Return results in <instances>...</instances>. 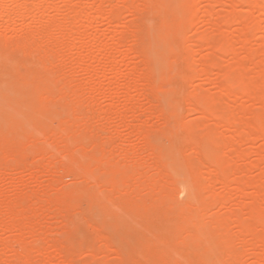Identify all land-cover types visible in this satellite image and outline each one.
I'll return each mask as SVG.
<instances>
[{"label":"bare ground","instance_id":"6f19581e","mask_svg":"<svg viewBox=\"0 0 264 264\" xmlns=\"http://www.w3.org/2000/svg\"><path fill=\"white\" fill-rule=\"evenodd\" d=\"M57 1L61 2L59 0H57ZM70 1H71L70 4L72 7L71 8L72 13H73L72 15L69 14L70 17H72V19L69 20L71 22L65 20L68 16L66 17V14H63L60 12V10L62 8L60 9V5L58 4V2L56 4L55 0H0V38L2 39L0 43H2V45H4L5 47L11 49L10 52H12V50H15V49H18V51H19V49H20L25 53L24 55L34 54V56H36L35 55V53H36L38 55L39 60H38V58H36V59L38 61H40V63H42L45 66L44 73L39 74L40 69L38 71L39 73H37V71L34 69L33 70L35 71V73H31V74L27 73L28 76L25 80L24 85L22 86V84H21L22 87H16L15 84H10L9 86H7L6 83L4 82V80L0 79V106H2V108H6V109L9 108V110H10V107L13 106V102L11 100V94L14 93V94H16V96L17 95H24V96L31 95L32 91H33V87L36 83L38 84L39 81H42V80L45 81L48 79V78L47 79L45 78L46 75H48L47 74L48 71H50V70L52 71V69L55 70L54 68H57L56 69V72H57L58 68H60V70H61L62 67L64 66L61 62L65 61V60H67V62H70L71 60L73 61L74 58H72L71 60H68L69 58L62 60V58H66L68 56H70V58L72 57L70 50H71V48L76 46L75 40H76V42L79 41L80 43H82L83 49L84 48L88 49L89 47L93 48V45H97L99 50L102 48L104 51L109 50L110 53L115 52V51L121 53V48H123V47L125 48L124 43L126 41H128V39H131V41H134L133 39H135V41L133 43L137 42V40H136L137 36L141 31H143L142 29L144 27L140 31L139 28L141 26L138 27L139 24L138 23H137L138 25L135 24L139 20L138 19L134 20V19L140 18L141 16L143 17V15L145 14L143 12H146L147 9L150 7L155 8L156 11H158L160 13V15L162 14V16H163V25H162L161 29L158 30V34L161 35L162 39L165 42H167L171 38H173L179 30L184 28L187 24H189V22H191L195 18V16L198 15L197 14L198 10H197V8H195V1L196 0H180L179 11L177 13H171L169 11L168 7L165 5V3H163L162 1H159V0H127L128 4L127 5L125 4L124 8L120 7L121 6L120 0H102V1L101 0H93V3L91 5H85L82 2V0H70ZM106 2L111 3V10L108 13H106V10H105L106 9L105 6H107V4L105 5ZM207 2H208V5H207V7H205V10L202 14H203V18H205L206 21L210 25L213 26V29L211 32L209 31V33H205L202 36H200L199 43H197L196 40L194 41V43L196 42L195 44H198V46H199V47L197 46L198 50L197 49L195 50L197 52V55H198V51H199V54L202 51L201 52L202 55H200L202 57L199 61L197 60L198 61L197 64L192 63V61L195 60V58H194L195 56L193 54L194 51H193L192 47L190 45H185L186 43L183 44V46H186V47L183 49L182 53L180 54V57L184 62H186L188 64V68H189V71L187 74L184 71V73H185L184 78H183L184 84L186 83V84H189V86L190 85L192 86L194 80L196 78H199V77H201L204 81H208V80H210V76L213 73L212 69L213 68L219 69L220 73L218 72L219 74H217L218 78L216 79V84H217L219 90L221 91L220 94L222 97H225L227 99H232L231 97H233V95L234 96L237 95V93L234 94L232 89L234 87H238L239 89H241V94L247 100H249L251 102L253 101L256 104L260 105L259 112H257L256 114H253L250 121H246L245 118L240 117V116H238L239 118H237V119H235L233 117L231 118V117H228L225 115L228 112H221V111H230L229 109L223 110L222 108H219L220 105L224 102V100L221 97H209L207 94L203 93V91L201 92V90H195L194 92L193 91L191 92V90L189 89L190 91L188 90V96L183 97V99L184 98L186 99V102H187L186 104H187V106L188 105L190 106V108H191L190 110L196 111V112L198 111V113L201 112V113H203V115L205 114L210 119L211 118L212 119H214V118L219 119L220 122L218 124H214L213 127L208 126L209 128L207 127L206 131L203 134L201 132L202 135H199L201 137H198L197 134H200V133H198L196 131V129L193 130L192 126H191V128L189 127L190 130H192V131H190L191 136H193L192 134L195 132H196V134H194L195 137L193 136L191 139V147L187 146V147L191 148L190 150H192V151H189V150L187 151V150H185V148H183L185 150L183 154H186L185 152L189 153V154L185 155V156L188 155L190 157V158L187 157L186 160H182L177 154L172 152V150L175 149V148L174 149L172 148V146H171L172 144L167 145V144H161L160 143L159 145L155 146L154 142L152 140V137H151L153 135H151L149 132H147L149 130H147L145 128V126H143V125L136 126L137 124L134 122H133L134 123L133 125H130L127 123L128 120L125 121L126 119H124L125 123H127L126 125H123L124 121H122V120L120 123H122L124 128L126 127V129L128 128V129L132 130L136 135L139 136L138 138H141V139H139L142 141L141 142L142 143L141 149H143V151H145L144 149H147L149 147L154 148L153 150L151 149V152H148L149 154L146 153L147 155H143L144 153L142 151H140L141 149L138 148L139 146L136 147V145H134V144H133L134 146L130 145V144H128V141L125 139H122V140L120 139L121 143L119 142V140L117 141L115 139L116 142L119 143L118 145H115L116 146L115 147L114 143H112V141L115 142L114 140H112L113 135H115L114 133H113V135H110L111 140H112V141L110 140V142H109V139L107 140L108 136H106V135H108V134L102 135L103 136L102 140L104 142L101 140V143L98 141L101 139L100 135H99V137H98V135L97 136L93 135V137L95 136L96 138L95 137L94 138L97 140H95L93 137H90L89 136L91 134L90 132H92L94 130L93 129L94 126H93V128L90 127L92 124H88L87 123L88 121L87 122L85 121L86 118L83 121V119H84L83 117L86 116L88 118L89 117L88 114H90V113L91 114L93 113V116H95L94 112L96 114V113H98V111L100 113H101V111L102 112L103 111H110L112 116H109V118H112V117L115 118V120L111 119L114 121V122H111V124L115 123V121H117V119H120V118L123 119L122 117H124V116H122L121 113H123L124 110L125 111L127 110L126 112H127V114H129L128 109L130 107H133V105L136 104L135 102H137L136 99L139 98L138 94H137L136 99H134L135 97H133L131 95L132 91H133V93L134 92L138 93L135 90L137 88V84H139V85L142 84L143 85L142 87H144L145 85H148V86L153 85L151 87V90L149 89L151 92V93L148 92V93H150L149 96L151 95L154 98H156L157 96H160V93L162 92V89H164V88L162 85H160L162 87V89H161V87H158L157 85L154 84L155 72H154V70H152L150 68V62L151 61H159V54H158L157 50H152L144 56V59H143L144 61L141 59L145 64V67L143 69L131 67V65H133V63L130 64L131 62L126 63V65L128 67H130L131 75L126 78V81H125L126 84L124 87L125 92L124 91H123L124 93L122 92L123 95H125V100L129 104V105H127V103L124 102V99L121 98V99H123V102L127 105V106L126 105L124 106V107H126L124 109L122 107L123 111H121V109L119 111V107L117 108V106H116L118 104H116L114 102L113 103L116 105H114V104L112 105V103H111L110 105L107 106L108 109L104 108L103 106L102 107L104 109H101L102 107L98 108V107H100V105L97 104V102H96V105L98 107H95V103H93L94 101H92V99L90 100V98L94 97V94L97 92V91H95V90H97V89H95L96 85L94 86L95 83H92V80L91 81L89 80L88 82L85 81V85L81 81V83H83L84 86L81 83H80L81 85H77V87L79 89H80V87L82 88V93H80V91H78L79 92L78 93L76 91L77 89L75 90L74 87H73V90L67 89L61 93V91L64 88L63 87L61 91L59 90L57 93L54 92L55 96H56V94H59V92L61 93L59 95L60 97L56 96L57 99L60 98V99H58L60 104L57 102L56 97L52 95L53 97H55V98H52L53 102L56 100L57 103L56 102L55 103L58 104V106H57L55 103L52 102L53 104H55L54 106H56V108H54L52 111H61L63 108H64V110L65 109L67 110L69 105L70 104L72 105V101L75 102V100H81V99L88 100L89 99L88 101H92V102H90L91 106L89 105V102L87 104V103H85L84 100H81V102H82L81 104L75 103L77 105L74 106L75 109L77 110V108L79 109V106H81L83 104V101H84L85 104H87L91 107L88 109L86 108V110H88L90 112L88 113L87 111H85L87 113L82 114L83 117L82 116L78 117V115H79V113L81 114V111L83 109L85 110V107H82V109H79L78 110L79 112L77 111L78 112V114L76 113L77 118L78 119L83 118L81 120V121H83V123L80 124V122H79L80 120H77V119L76 120L79 122L80 125L75 124V122H76L75 120H74L75 122H72V123H74L73 125H71V124L68 125V122H67L68 120H65V119H64V123L60 124V125L57 123H52V125H50V128L52 129V131H50V133L51 132H53V133L49 134V135H51L50 137L48 135L46 137L45 136L46 134L44 133L45 130L48 129V126H46V125H44V126L32 125V126H29L32 130L30 136L22 143H18L19 136L17 133H19L24 128V125H22V124H8L3 128V131H4L3 134L0 133V154L3 155L4 157H6L5 161H7V160H10V158L14 159L15 157H12V155L14 153H17L20 162L25 160L30 154H32V155L39 154L40 158H38V159L35 158V157H39L37 155V156L33 157V159L38 160V161H40V159L44 160V162H43V160L40 161L43 164L45 163L44 168L42 167L43 165H41V168L44 169V170L42 169L40 171L41 174L46 172L45 166H48V167L50 166L53 168L54 166L56 167L58 165V167H60L59 171L56 170L57 169V167H56V168H53V172H55V173H53L51 168L49 167V169H50L49 172H52L53 174H56V172L57 173L59 172V176H61L62 173H65L68 170L78 169L79 173H81V176L79 175V177H81V179L83 178V180H84V181H82L84 183V186H82L81 183H78L77 186H79V184H80L79 188L74 187L72 189L76 188V191H79L78 193H81V192L87 193L86 196H88V192L90 191V189H92L91 190L92 193H97L95 199L97 200V197H100L99 200L102 202V205L104 204L105 206L108 204L110 205V203L116 202L113 209H111L112 204L110 205V208H108L106 206L107 207V209H106V207H105V209L107 210L106 214L109 213L108 210H110V212L111 211L114 212L116 215L122 214V212H124L126 207H127V208H130L131 210L138 212L140 215L148 217V218H153V217L157 218V216L159 215V217H158L159 220L163 221L164 219H161L160 214L161 215L167 214L170 216V213H173V212L174 213H180L182 215V220L179 221V223L177 224V226H175L174 229L169 231L168 237L167 236L164 237V235H163V238L160 239V237H162V236L159 235L160 236V237H158L159 240L157 237L154 238V240L156 239L155 244L157 243L156 245L161 247L162 253H168V254L171 253L174 255V256H172V258L174 257L173 259L175 260V261L173 260L174 263L177 262L176 261L177 259H182L183 262H185L186 264H199L202 261H204V262L207 261V262H205L207 264L209 262H210L209 264H246L247 263L246 262L247 255H252L251 257H253L254 259L257 258V256H259L257 258L258 260L256 259V261H258L261 264H264V178H263V176L259 178V175H258V177L252 175V173L254 171L258 170L259 168H262L260 166L258 167L257 163H259V162L262 163L264 158L260 157L262 160L259 159V162H257L256 164H253L252 166H249V167L248 166L237 167L233 163L234 159H236V158L243 159L246 156H248V154H249V153H246L247 151L245 152L243 150H241V151L238 150L239 148L237 146H238L239 142H242V143L244 142V144L250 143V144L254 145L255 142H258L260 140V138H262L264 136V130H262L264 128L260 127L261 129H259L257 127L260 125L264 126V40L262 41V43H260L259 48L256 50H254L255 48L254 49L250 48L251 46L249 44L251 42V39H253V37L251 38L250 35L253 33V31H255V29L256 30L258 29L257 31L260 30L261 34H263V37H264V27H261V25H258V21L256 20V19H258V17L255 19V16L252 15L253 14L252 12H250V15L238 16V14L237 15L234 14L235 13L234 8H235V6L239 5L242 8H246V7L247 8L249 7L248 9L251 8L250 11H252L253 9L254 10L256 9L255 11H257V12L254 11V14L256 13V14H259L261 17H263L264 16V0H228L227 3L222 2V0H208ZM220 2H221V4L224 3L227 6L228 10L226 11V15L224 16V18L223 19L221 18L222 20L220 19V20L215 21L214 19L217 17H216V14L214 12L213 7L216 6L217 4H220ZM65 5H68V4L64 3V6ZM122 5H124V3ZM175 5L177 6L176 3H175ZM66 8L69 10V7L66 6ZM50 11L54 12L55 13L54 15H57V16L60 15V14H56L59 12L62 15H65L66 18H64L63 16L62 17L64 18V20L67 23L69 22L71 24L68 23L69 24L68 26L65 25L64 21H62L63 18H61V16L60 17L51 16ZM125 11L129 12V15L131 17L134 16L135 18L132 19L131 26L129 25L130 23L128 24V26H125L127 24L124 25L125 30H124V32H121V35L119 37L118 32H120V31L118 30V27L121 28V26H123V24L119 23L121 25V26H119V24L117 23V20L119 17L124 16L122 14ZM231 12H233V13H231ZM230 14H234L235 19L232 18V15H230ZM247 14H249V13H247ZM261 17H259V20ZM100 20L108 21L107 24H108L109 30H107V31H109L111 36H112L110 38V43L104 44L103 39H102L103 36H95L94 34L91 35L89 33H88L89 35H87V32H85L86 34L83 32V31H85V29L89 28L90 26H92L95 23H98ZM150 20L152 21L153 19H150ZM150 20L148 21V23H150L152 25L153 22H150ZM154 21H155V19H154ZM232 21L235 22V24L237 23V25H240V27L237 30L234 37L236 38V41L238 40L239 44L242 46V51H244V53H245V56L243 58H241L240 56L237 57V55H239V53L235 51V48L233 46V43H236V42H235V40L232 41L233 38L229 39V36H226L227 33H225L226 31L224 30V28H227V25L229 26L230 23L233 24ZM259 22H261V21H259ZM190 26L191 25H189V27ZM220 28H222V29L220 30ZM228 30L229 29L227 28V31ZM74 34L78 35V37H76V39H74V37L76 36ZM216 34H217V36H218V34H220V36H219L220 41L219 42L217 41L218 38H217V40L216 39L214 40V38H215L214 35H216ZM222 34H224V35H222ZM221 36H222V38H221ZM138 37H140V35ZM42 39H46V41L43 42L42 44H39L38 41H40ZM183 39H184L183 41H186L185 35H184ZM187 40H188V38H187ZM189 41L190 40H188L187 43ZM129 42H130V40H129ZM138 42H139V40H138ZM190 42H192V41H190ZM130 44L132 45V42H130ZM131 45L129 46L130 47L128 50L129 52H132L134 50V47ZM67 47H69V48H67ZM195 47H196V45H195ZM91 48H90V51L92 50ZM205 48L208 50H209V48H212V52L214 49V51L220 50L222 53H224L226 55L230 54V56H232L233 59H235V63L232 62L233 61L232 60L231 61L232 63H230V64H232L231 67H229L230 66L229 65L228 66L229 68L225 67V68H227L226 70L221 69L224 67V66H222V63H223L222 59L218 58L217 57L218 55L216 56V53L215 54L214 53L208 54V52H207L206 55H203V49H205ZM64 49H66V50L70 49V50H69V52L65 53L64 51H66V50H64ZM125 50H127V49H125ZM136 51H138V50H136ZM205 52H206V50H205ZM125 53H127V54L124 55V52H123V55L126 58H127V55L130 57L132 56V55H129L130 53L128 54V52H125ZM1 54H2V51H1L0 55ZM3 54H5V53H3ZM66 54H68V56ZM6 55H9V54H5V56ZM24 55H22L20 53V56H21L20 59H22V57ZM125 57H124V62H125V60L130 58V57H128L126 59ZM132 57H133V59H131V58L130 59L133 62L135 60H134V56H132ZM136 57H138V56L136 55ZM256 57L259 59V62L256 61V59H257ZM13 58L16 59L15 57H13ZM25 58H27V57L25 56ZM59 58H61L60 60H62V61H60V63H61L60 67H57ZM108 58H110V56H108ZM108 58L105 62L98 61V64L95 65L96 67H92V65H93L92 63L94 62L92 60H95V58L91 57L90 55H83V56L80 55V58L77 60V64H78L77 66H79L80 71H82L85 74H89L91 76V79H93L94 76H98L103 71V69L106 68V66H109L110 76H106L108 85L106 88H103L101 90H100V88H98V92H100V94L105 96V97H108L109 95L112 97V94H114L112 86L117 85L119 82V80L116 77H114L113 74L120 69V65L118 64L117 61H115V59L110 60ZM177 58H179V57L177 56ZM34 59H35V57H34ZM25 60H27V59H25ZM131 60H129V61H131ZM9 61H10V63L13 62L11 60H8L5 57L4 58L1 57L0 58V67L3 64H8ZM35 61L36 60H34V63H35ZM38 61H36V62H38ZM13 63L16 66V62H13ZM24 63L29 64L30 62L28 60V62H23V64ZM40 63L39 62L37 63V65H39L38 67H40ZM144 64H142V66ZM177 64H175L174 66L175 67L178 66ZM61 65H63V66L61 67ZM65 65H67V64H65ZM69 65L71 68L72 65L71 64H69ZM223 65H225V64L223 63ZM251 65L256 66L255 67L256 69L255 70L252 69ZM8 66H10V65H8ZM73 66H75L74 63H73ZM35 67H37V66H35ZM79 68H78V70H79ZM176 68H178V67H176ZM165 69H166L165 66L161 69V71L164 72L163 76H162L163 80H166V78H167L166 73L164 71ZM217 69H215L213 71L214 72L218 71ZM33 70H32V72H34ZM45 71H47V72H45ZM66 71H65V73H66ZM59 73H57V74L59 75ZM182 73H183V71H182ZM73 74H72V76H73ZM8 75L9 74H7L6 77H8ZM20 75H21V73H20ZM63 76H64V74H62L59 78L61 79V77H63ZM69 76H71V75H69ZM74 77H75V75H74ZM59 78H57L56 80H58ZM67 79H69V78H67ZM183 79H182V81H183ZM59 81L62 82L61 80H59ZM76 82H77V80H76ZM72 83H73V81H72ZM73 84H75V83H73ZM170 86L168 85L167 87H170ZM182 86H183V84H182ZM70 88H71V86H70ZM144 88H146V86ZM142 90H146V89H142ZM147 90H148V88H147ZM6 91H7V93H6ZM239 92H240V90H239ZM97 94L98 93H96V95ZM49 95H51V94L44 93L42 95V97L40 98L41 101L39 103H36V104L32 101L25 102L24 105L21 104L18 111H42L44 109L45 102L46 101H48V102L52 101V99H49L50 98ZM123 95H122V97H123ZM181 95H182V92H181ZM135 96H136V94H135ZM139 96H141V95H139ZM114 97H116V96H114ZM236 97H235V99H237ZM118 98H116V99H118ZM93 99L95 100V97ZM113 99H112V101H113ZM48 102H46V103H48ZM76 102H78V101H76ZM79 103H80V101H79ZM138 103H140L139 100H138ZM66 104H68V106H65ZM52 105H51V108H52ZM92 105H94V106H92ZM82 106H84V105H82ZM137 106L135 108L138 109ZM187 106L185 108L188 109ZM65 107H67V108H65ZM86 107H88V106H86ZM114 107H116L115 108L116 111H114V109H113ZM135 108H134V110H135ZM149 108H151L150 104H149ZM71 109L72 108H70V110H69L70 112H72ZM137 109H136V111H138ZM148 109H147V111H150L152 108L150 110H148ZM165 109H167V108H165ZM230 109H231V107H230ZM74 110H73V112H74ZM134 110H132V111H134ZM181 110L182 109H180V111ZM139 111H140V109H139ZM160 111L162 112V110H160ZM160 111H158V113ZM112 112H116V114L120 118H118L117 115L115 113H112ZM103 113H105V112H103ZM103 113H101V114L103 115ZM108 114H109V112H108ZM63 115H64V113H63ZM96 115H99V114H96ZM123 115H125V117L128 116L125 113H123ZM166 115H167V118H169L168 114H166ZM54 116H55V119H57V116L56 115H54ZM99 117H103V116L100 115ZM208 118H206V119H208ZM43 119H45V118H43ZM90 119H91V117H90ZM128 119H130V118H128ZM96 120H98V119H96ZM166 120H165V122H166ZM61 121L63 122V119ZM119 121H117L116 124ZM167 121H169V120H167ZM4 122H3V124H5ZM49 122H52V121L50 120ZM84 122H86L88 125L85 124ZM109 122L110 121H108V123ZM70 123H71V121H70ZM180 123H181V121H180ZM258 123H260V124H258ZM83 124H85V126H83ZM95 124H96V122H95ZM27 125H28V123H27ZM86 125L89 127L90 130L88 129V127ZM106 125H105V127H106ZM144 125H145V123H144ZM160 125H163V124H160ZM101 126H103V125H101ZM108 126H111V128H112V125H108ZM117 126H115V127H117ZM121 126H119V127L122 128L123 126L122 127ZM221 126L226 127V129L229 131V133H231V138L229 140L221 139L220 136L218 135V128ZM25 127H27V126H25ZM119 127H117V130L119 129ZM99 128L100 127H98V130H96L97 128L95 129L98 134H99V132L103 131V129L101 131V130H99ZM111 128L106 127V130H110L109 132H111ZM180 128L182 129L183 127H180ZM180 128H179V131L181 130ZM144 129H146V132ZM106 130L104 131L105 133H106ZM7 131H11L12 133H16L17 135H15L13 137H9L7 134L8 133ZM126 131H124V133ZM128 132H129V130H128ZM124 133H123L124 138L127 137L125 135H129V133L128 134L125 133V135H124ZM134 133H133V135H135ZM161 133H162V131H161ZM130 134H132V133L130 132ZM118 135L121 136V134L119 132H118ZM17 136H18V138H17ZM104 136H106V137H104ZM115 136H114V138H117ZM97 137L100 139H98ZM104 138H106V139H104ZM19 139H22V138H19ZM175 139H178V138H175ZM128 140H129V142L131 141L130 139H128ZM161 140H163V139H161ZM88 141H90L89 144L91 142L94 143L93 147L91 146L92 143H91V145L88 144L89 148L90 147H91V149L94 148L95 151L93 153H90L92 151L87 152L88 149H86L87 153L84 154L85 151L83 152V151H81L82 149L75 148V146L78 147V144H79V147H80V144L81 145L86 144V146H87L86 142H88ZM105 141H107V142H105ZM204 141L208 142L209 145H207L205 147V149L203 146V149L205 150V152L202 155L200 154L201 157L200 156L195 157L197 155L196 153H198V149L200 147H202V144ZM108 142L110 144L111 143L113 144V145L111 144L112 150L111 149L106 150L109 147H108V145H104V143L108 144ZM116 142H115V144H116ZM137 142H139V141H137ZM176 142L178 143V140H176ZM187 142H188V139H187ZM168 143L170 144V142H168ZM242 143H241V145H243ZM174 144L175 143H173V145ZM83 145H82V147H83ZM86 146L84 148L88 147V146L87 147ZM100 146H102V148H103L102 152L100 151V149H102ZM105 146H107V147L104 149ZM183 149H182V152H183ZM104 150H105V152H104ZM261 150L264 152V147H262L258 153H260ZM179 152H181L180 149H179ZM190 152L193 153V156L195 157V159H198L200 157L198 159L199 161L198 160L195 161L194 159H192L191 158L192 154H190ZM88 153H90V154H88ZM8 157H10V158H8ZM116 157H118V158H116ZM29 159H31L30 160L31 162L33 161L32 158H29ZM58 159H59V161H58ZM57 161L59 162V164L57 163ZM27 162H29V161H27ZM31 162L29 164H31ZM207 162H210L213 165V169H210L209 172L205 171V168H207V170H208ZM35 163L37 164V162H35ZM56 163H57V165H56ZM21 165H23V163ZM51 165H54V166H51ZM29 166L32 169L28 170V172L33 170V168H34L33 164H31ZM9 167H11V166H9ZM38 167H39V165L37 167H35L37 171L39 170ZM100 169H102L103 171L110 169L113 174H118V175H120V177L119 178L118 177H112L106 181H103V179H102L103 176H100V174H99ZM3 171H1V173ZM262 171H263V169L261 170V173H264ZM5 172H6V170H5ZM32 172H34V170L31 171L30 174ZM35 172H34V174H35ZM151 172H153V173L155 172V173L150 174ZM37 174H38V172H37ZM101 174H102V172H101ZM206 174H208V177H206ZM1 175L2 174H0V177H1ZM46 175L47 174H44L45 177H49ZM34 176L38 177L36 175H34ZM57 178H58V175H57V177L55 175L56 180H58ZM66 178L67 177H65L64 179H66ZM72 178L73 177H70L69 179H66L65 181L67 182L68 180H70ZM53 180H54V178H52V181ZM56 180H55V182H56ZM70 182H73V181L70 180ZM75 182L77 183L78 181H75ZM102 182H103V184H102ZM61 183H63V181ZM217 183H220L222 185V187L221 186L220 187L224 190H227L228 192L226 191L227 192L226 194H222V193H220V191L218 192V190L215 188ZM60 184H58L57 186H59ZM104 184L109 185L111 189L104 186ZM92 186L93 187L95 186L96 188L95 187L92 188ZM51 187H52V185H51ZM65 187H64V189H67V187L66 188ZM102 187L103 188L106 187L108 190L104 191ZM57 188H59V187H57ZM100 188L103 190L104 193H101ZM87 189H89V191ZM97 189H100V194H101L100 196H98L99 191ZM54 190H55V187H54ZM68 190H71V188H69ZM93 190H95V191L93 192ZM251 190H255V194L251 193L250 192ZM57 191H59V190H57ZM62 191H60V192H62ZM60 192H58V193L61 194ZM90 192H89V194H90ZM107 192H109V194ZM222 192H223V190H222ZM22 193H20L21 196H22ZM24 193H23V199H25ZM105 193H107V195H105ZM200 193L201 194L202 193H208L209 196L207 198L204 196L205 197L204 199H200L198 196ZM224 193H225V191H224ZM20 194L16 195L15 199L17 198V196L21 197ZM73 194H77V192L73 193ZM174 194H179V196L181 197V198H179L180 200L182 199L183 195L185 196V197L183 196L185 200L183 199L184 201H183V203H181V205L175 206V204L178 203L175 200L177 198L176 195H175V199H173V200H175L174 202H176V203L174 204L172 202V206H170L168 203H166L165 205L162 204V202L164 200L169 201ZM2 196L3 195L0 193V197H2ZM29 196H31V195H28V198L32 199V197H29ZM41 197H43V196H41ZM49 197L50 196H48V198ZM200 197H201V195H200ZM5 198L6 197L2 198L4 200H1V201H4V202H1L2 203L1 205H3V204L6 205V208L8 205V210L2 209L3 208V206H2V208H0L2 213L1 212L0 213L2 215L5 211H8V213H5V214H7L6 217H8L10 220H5V218H3L4 221H7V222H4L3 220H1L2 219L1 217H5V215L0 216V227L4 226L5 228H7V230L10 229L9 231H11V230L12 231H16V230L18 231V228L21 227V229H22V224H24V221L28 216L27 215V213H28L27 208L24 209V207H23L22 210H20V212H19V208H21L23 205L22 204L23 201L21 200V198L16 200V201H14L15 199H13V200L11 199L12 202H10V199L8 201L7 198H6L7 199V201H6ZM35 198H37V195ZM44 198L46 199L47 196ZM62 198H64V197H62ZM82 198L84 200V197H82ZM43 199H41L42 201L40 200V202H45V201H43ZM46 200H49V199H46ZM52 200H50V201H52ZM53 201H55V200H53ZM85 201H87V199ZM32 202H34V201H32ZM47 203H48V201H47ZM60 204L61 203H59V205L56 204V206H59V208H60ZM173 204H174V206H173ZM29 205H31V203H29ZM53 205H54V202H53ZM48 206L51 207L50 204ZM85 206H84V208H85ZM87 206H88V204H87ZM217 206H218V208H219V206H221L222 208H226L229 211V216H226V217L220 216V214L217 213L218 210L214 209ZM25 207H27V206H25ZM31 207H32V205H31ZM45 207L46 206L43 207V205H42V208L47 209ZM62 207H63V205H62ZM38 208H40L39 210H42L41 207H38ZM28 209H30V208H28ZM34 209H35V207H33V210ZM68 209H70V208H68ZM213 209L216 210V212H214ZM64 210H66V209L64 208ZM42 211H40V213ZM58 211H59V209H58ZM60 211H62L61 208H60ZM104 211L105 210L103 209V211H101V213H104ZM68 212L69 211H67V213ZM32 213L33 212H31V214ZM34 214L35 213L32 214L33 217H34ZM60 214H62V218H63V214H66V213H60ZM96 214H97V212H96ZM57 216H58V214H57ZM67 216H69V213ZM97 216H99V215H97ZM106 216H108V215H106ZM129 216H131V215H129ZM129 216H128V218H130ZM109 217L110 216H108V218L107 217L106 218L108 221H111V220H109L110 219ZM156 218H154V219L157 221ZM81 219H82V217H81ZM97 219L99 221V220H101V217L99 216V218H96V220ZM165 219H166V217H165ZM123 220H126V218ZM27 221L25 222L26 223L25 229H26V227H29L27 224ZM119 221H121V220H119ZM122 221H121V223H123ZM160 221H158V222H160ZM31 222H29V225L33 226L32 223H34L35 221L32 223ZM75 222H77V221L75 220ZM142 222H143V220H142ZM145 222H144V224H145ZM138 223L137 222L134 223V224H136V227H137ZM169 223H170V219H169ZM34 224H36V222ZM84 224H86V223H84ZM154 224H156V223H154ZM170 224H172V223H170ZM68 225H69V223H68ZM121 225L123 226V224H121ZM32 226H30V227H32ZM139 227H141V226H138V228ZM2 228H0L1 231H2ZM21 229L19 231H21ZM23 229H24V227H23ZM139 229L143 230V228H139ZM4 230H5V232H8V231H6V229H3L2 232H4ZM24 230H22V231H24ZM29 230H31V228ZM144 231H145V229H144ZM153 231L158 233V231L155 228ZM151 233H150V235H151ZM163 233H165V232H163ZM30 235H32V234H30ZM12 236L11 237L14 238V235H12ZM151 236H149V238ZM152 237H151V239H152ZM7 239H5V240H7ZM106 239H107V241H109V239L107 237H106ZM146 239L145 240L142 239L141 241H143L144 244H147L146 242H144V241H147ZM1 240L4 242V240L2 238L0 239V241ZM16 240L12 239V241H14V242H16ZM20 240L18 239V241H20ZM176 240L181 241V246H180V248L177 247V249L175 248L177 246L176 244H175L176 246L173 245L174 248L171 245V243H173ZM8 241L10 243V239H8ZM3 242H2V244H4ZM14 242H12V244ZM58 242H60V241H58ZM20 243L23 244L24 242L22 241ZM20 243H18V244L20 246H23ZM106 244H108V243H106ZM106 244H105V246H106ZM114 244H115V246L117 245L116 243H114ZM29 245H31V244H29ZM36 245H37V243H36ZM44 245L46 246L47 244L44 243ZM27 246H26V248H27ZM45 246H44V248H46ZM55 246H52V247L55 249ZM61 246H63V245H61ZM107 246H108L107 247L108 252L114 251V250L112 251V248H115L114 246L111 249H109V246H111L110 243ZM150 246H151V244H150ZM17 247H15V248H17ZM24 247H25V245H24ZM47 247L49 248L50 246L47 245ZM144 247H143L144 249H148V248H146L148 246H144ZM4 248H5L4 249L5 251L8 250L7 247H4ZM6 248H7V250H6ZM44 248H43V250H45ZM63 248H64V246H63ZM63 248H62V251L63 250H66V252L68 251L66 248L65 249H63ZM90 248H91V245L89 244L88 245L89 252L92 250ZM122 248L124 249L125 247L122 246ZM153 248H154V246H153ZM32 249H34V248H32ZM37 249L35 248V250H37ZM118 249H116V251H115L116 253L118 252L117 251ZM257 249L260 250V255H257L253 252L250 253V250L254 251ZM55 250L57 251V248ZM58 250H60V249H58ZM258 250L256 251V253H258ZM28 251H30V250L28 249ZM120 251H121V253L123 252L122 249H120ZM142 251H143V249H142ZM151 251L154 252L152 249H151ZM44 252H47V250L43 251V253ZM58 252L60 253V251H58ZM101 252H103L104 254L107 253L103 249L101 250ZM126 252H127V249H126ZM128 252H130V251H128ZM152 252L150 253V251H149L150 254L149 253H148V255L145 254L147 257L149 256L148 257L149 259L152 258L151 260H154L151 262L149 261V259L147 260L145 255L144 256H145L146 260L144 261L142 259L143 260L142 261L141 259H139L140 257L139 258L136 257L137 255L134 254V252H133L132 257L136 261L138 259L137 262H140L139 260H141V263L144 262V264L146 263V261H149L151 264H155V263H152V262L156 261V259H153V258H156L155 256L157 255V252L159 255H161L162 253H160V251L155 250V252L153 253L154 255H153ZM27 253H29V252H27ZM27 253H26V255L28 256ZM31 253L32 252H30V254ZM17 254L19 255L20 253L17 252ZM94 254H95V252H94ZM94 254L92 251L91 255L94 256ZM96 254L98 255V252ZM117 254H118L117 259L120 261V263H122V261H121L122 259L119 258L120 253H117ZM138 254H139V252H138ZM140 254H141V252H140ZM171 254L169 256H171ZM26 255L23 256L21 254L22 260H23V257L24 258L27 257ZM43 255H46V253H44ZM43 255L41 257H43ZM97 255H96V257L99 258ZM151 255H153V256H151ZM46 256H44V257H46ZM164 256L161 255V257H163V260L161 259L160 256H158V257H160V258H158L159 264H161V262L164 261V259H165ZM169 256H167V257L169 258ZM14 257H15V255H14ZM16 257H17V255H16ZM73 257H75V255ZM96 257L94 256L95 259H97ZM167 257H166V259H167ZM8 258H9V256H8ZM48 258L49 257H47L44 260H43V258H41V261L42 260L43 261H42V263H38V264H48V263L50 264L51 262H49V260H51V259H48ZM70 258L71 257H69V260H70ZM172 258H171V261H172ZM91 259H93V258H91ZM160 259H161V261H160ZM47 260H48V262H47ZM73 260H76V259L74 258ZM0 261H4V257ZM23 261L25 263V261H28V260H23ZM102 261L103 262L100 261L101 264L106 263V262H104V260H102ZM11 262H9V263L11 264ZM17 263L19 264L20 262L17 261ZM64 263L66 264L65 261H64ZM129 263L132 264V261L130 260ZM150 263H147V264H150ZM256 263L257 262H255L254 264H256ZM12 264H14V263H12ZM21 264H22V261H21ZM25 264H28V263H25ZM31 264H34V263L31 262ZM54 264H57V262H55ZM67 264H68V261H67ZM69 264H70V261H69ZM80 264H85V263L81 262ZM162 264H165V262L164 263L162 262ZM166 264H170V263H166Z\"/></svg>","mask_w":264,"mask_h":264},{"label":"rangeland","instance_id":"374dc122","mask_svg":"<svg viewBox=\"0 0 264 264\" xmlns=\"http://www.w3.org/2000/svg\"><path fill=\"white\" fill-rule=\"evenodd\" d=\"M57 0H55V3L57 4V2H56ZM59 1H61V2H58V4L60 5V12L61 13H63V14H66V17L68 18H66L65 17V15H62L60 12L59 13H56V14H60L59 16H57V15H54L55 13L54 12H52V11H50V15L51 16H57V17H60L61 16V18H66L65 20L66 21H69V20H71L72 19V17H70V15L69 14H73L72 13V7H71V4H70V0H59ZM102 1V0H101ZM125 1V2H124ZM127 0H120V4H121V6L120 7H125V4L127 5L128 4V1L126 2ZM159 1H162L163 3H165V5L168 7V9H169V11L171 12V13H177L178 11H179V4H180V0H159ZM206 1V2H205ZM208 0H196L195 1V8H197V16H195V18L191 21V22H189V24H187L184 28H182L181 30H179L178 32H177V34L173 37V38H171L169 41H167V42H165L163 39H162V37H161V35L160 34H158V30H160L161 29V27H162V25H163V16H162V14L160 15V13L158 12V11H156V9L155 8H148L147 9V11L146 12H143V13H145L144 15H143V17L141 16L140 18H135L134 16H130L129 15V12H123V14L122 15H124L123 17L121 16V17H119L118 18V20H117V23L119 24H123V26H121L120 24H119V26H121V28L120 27H118V30L120 31V32H118V36L120 37V35H121V32H124V30H125V27H124V25L125 24H127V25H125V26H128V24L131 26V24H132V19L133 18H135L134 20H136V19H138L137 21L138 22H136L135 24H139V26L138 27H140L139 29H140V31H141V29L143 30V31H141L139 34H138V36L140 35V37H138L137 36V42H135V43H133L134 41H135V39H133L134 41H131V39H128V41H126L125 43L127 44H125L124 43V46H125V48L123 47V48H121V53L120 52H117V51H115V52H111L110 53V51L109 50H103L102 48L99 50V48L97 47V45H93V48H91V47H89L88 49H83L82 48V43H80L79 41H77L76 42V40H75V43H76V46H74L73 48H71V50L70 49H68V50H66L67 48H69V47H67L66 49H64V50H66V51H64L65 53H67V52H69V50H70V52H71V58H70V56H68V54H66L68 57H66V58H62V60H64V59H68V60H71L72 58H74L73 59V61L71 62H67V60H65V61H63V62H61L63 65H61V67H62V69L60 70V68H58V70H57V72H56V69L57 68H54L55 70H53L52 69V71L50 70V71H48V75H46V79L47 80H42V81H39L38 82V84L36 83L35 85H34V87H33V91H32V94L31 95H26V96H24V95H17L16 96V94H11V100H12V102H13V106L12 107H10V110H9V108H2V106H0V133L1 134H3V128L6 126V125H8V124H22V125H24V130L22 129L19 133H17L18 134V136H19V138H22V139H19L18 138V136H17V138H18V143H22V142H24L29 136H30V134H31V132H32V130H31V128L29 127V126H32V125H38V126H44V125H46V126H48V129H46L45 130V136L47 137V135L50 137L51 135H49V134H51V133H53V132H51L50 133V131H52V129L50 128V125H52V123H57V124H63L64 123V119L65 120H68L67 122H68V125L69 124H71V125H73L74 123H72V122H75V124H79V122H80V124H82L83 123V121L85 120V118H86V122L88 123V124H92L90 127H92L93 128V126H94V132L92 131V132H90L91 134L89 135L90 137H93V135H95V136H97L98 135V137H99V135L101 136L100 138H98V139H100V140H98L100 143H101V140H102V135H106V134H108V135H106V136H108L107 137V140L109 139V142H110V140H111V136L110 135H113V133L116 135H113V139L112 140H114L115 142H116V140L118 141L119 140V142L122 140V139H125V140H127L128 141V144H130V145H136V147L137 146H139L138 148L139 149H141L142 148V141L141 140H139V139H141V138H138L139 136L138 135H136L132 130H130V129H126V127L124 128V126L123 125H126L127 123L128 124H130V125H133L134 123H136L137 125L136 126H138V125H143V126H145V128L147 129V130H149V131H147V132H149L151 135H153V136H151L152 137V140H153V142H154V145L155 146H157V145H159L160 143L161 144H167V145H171L172 146V148L174 149V150H172V152L173 153H175V154H177L182 160H186L187 159V157L188 158H190L188 155L187 156H185L186 154H189L188 152H185L186 154H183L184 153V151L185 150H189V151H192V150H190L191 148H189V147H191V139H192V137L194 136V134H196V132L195 133H193L192 135L193 136H191V132L190 131H192V130H190V128H191V126L193 127V130L194 129H196V131L198 132V133H200V134H197L198 135V137H201V136H199V135H202L205 131H206V129H207V127L208 126H211V127H213V125L214 124H218L219 122H220V120L219 119H216V118H214V119H210V118H208L205 114L203 115V113H198V111L196 112V111H191L190 109V106L188 105L187 106V102H186V99L184 100L183 99V97H187L188 96V90L190 89L191 90V92L193 91H195V90H201V92L203 91V93H205V94H207L209 97H221L223 100H224V102L220 105V107L219 108H222L223 110L225 109V110H230V111H221V112H228L227 114H225L226 116H228V117H233V118H235V119H237V118H239L238 116H240V117H243V118H245V120L246 121H250L251 120V118H252V116H253V114H256L257 112H259V110H260V105L259 104H256L255 102H251V101H249V100H247L242 94H241V89H239L238 87H234L233 89H232V91L234 92V94H236L237 93V95L239 96H234L233 95V97H231L232 99H227V98H225V97H222L221 96V94H220V90H219V88H218V86H217V84H216V79L218 78V75L217 74H219L220 72V70L219 69H217V68H213L212 69V74H211V76H210V80H208V81H204L201 77H199V78H196L195 80H194V82H193V84H192V86L190 85L189 86V84H184V75H185V73L187 74L188 73V71H189V68H188V64L186 63V62H184L182 59H181V57H180V54L182 53V51H183V49L186 47V46H183V44H185V45H190L191 47H192V49H193V54H194V58H195V60H193L192 61V63H194V64H197L198 63V61L201 59V57L202 56H200V55H202V51L200 52V54H199V51H198V55H197V52L195 51L196 49H197V46H198V44H195L196 42L197 43H199V38H200V36H202L203 34H205V33H209V31L211 32L212 31V29H213V26L212 25H210L207 21H206V19L205 18H203V12H204V10H205V7H207V5H208V2H207ZM227 1L228 0H222V2H224V3H227ZM82 2L85 4V5H91L92 3H93V0H82ZM177 4V6L175 5V3ZM64 3H67L68 5H65L64 6ZM124 3V5H122ZM221 4V2H220V4H217L216 6H214L213 8H214V12H215V14H216V17L218 18H215L214 20L215 21H217V20H220L221 18L223 19L224 18V16L226 15V11L228 10V8H227V6L225 5V4ZM107 4V6H105V10H106V13H108L110 10H111V3L110 2H106L105 3V5ZM58 5V6H59ZM225 5V6H224ZM66 6L67 7H69V10L66 8ZM242 7H240L239 5H237V6H235V8H234V14H238V16H244V15H250V12H252L253 14L252 15H254L255 16V19L258 17V19H256L257 21H258V25H261V27H264V16L263 17H261L259 14H254V11L256 10H252V11H250V9H248L247 7L246 8H242ZM249 11V12H248ZM52 12V13H51ZM255 12H257V11H255ZM231 13H233V12H231ZM247 13H249V14H247ZM234 14H230V15H232V18H234L235 19V16H234ZM126 15V16H125ZM220 17H218V16ZM63 16V17H62ZM108 16V15H107ZM259 17H261L260 18V20H259ZM64 18H63V20L62 21H64V24L65 25H69V24H71V23H69V22H71V21H69L68 23L64 20ZM143 18V19H142ZM158 18V19H157ZM231 18V17H230ZM231 18V19H232ZM60 19V18H59ZM150 19H153L152 21L150 20ZM154 19H155V21H154ZM221 19V20H222ZM141 20V21H140ZM150 20V22H153V24L151 25L150 23H148V21ZM233 20V19H232ZM259 21H261V22H259ZM107 22L108 21H106V20H100L98 23H95V24H93L92 26H90L89 28H87V29H85V31H83L84 33L85 32H87V35H89V34H94L95 36H103L102 37V39H103V43L104 44H106V43H110V38L112 37L111 36V34H110V32L109 31H107V30H109L108 28V24H107ZM155 22V23H154ZM194 22V23H193ZM232 23L233 24H231L230 23V25L228 26L227 25V28L229 29L228 31H227V28H224V30L226 31L225 33H227L226 34V36H229V39L230 38H233L232 39V41H234L235 40V42L236 43H233V46H234V48H235V51L236 52H238L239 53V55H237V57L238 56H240L241 58H243L244 56H245V53H244V51H242V46L239 44V42H238V40L236 41V38L234 37V35L236 34V32H237V30L239 29V27H240V25H237V23L235 24V22H233L232 21ZM134 24V23H133ZM137 24V25H138ZM189 25H191L190 27H189ZM232 25V26H231ZM124 27V28H123ZM152 28V29H151ZM188 28V29H187ZM222 28H220V30H221ZM87 30V31H86ZM147 30V31H146ZM258 30V29H257ZM256 29H255V31H253V33L250 35V37L252 38L253 37V39H251V42L249 43L250 44V48H255L254 50H256V49H258L259 48V45H260V43H262V41L264 40V37H263V34H261V32H260V30L259 31H257ZM146 32V33H145ZM257 32V33H256ZM260 32V33H259ZM89 33V34H88ZM96 33V34H95ZM184 33V34H183ZM86 34V33H85ZM143 34V35H142ZM256 34V35H255ZM74 35H76V34H74ZM73 35V36H74ZM184 35H185V40L186 41H183L184 39H183V37H184ZM222 35H224V34H222ZM219 36H220V34H218V36H217V34L216 35H214V40L216 39L217 40V38H218V42L220 41L219 40ZM76 37H78V35H76L75 37H74V39H76ZM73 38V37H72ZM187 38H188V40H190V41H192V42H188L187 43ZM221 38H222V36H221ZM220 38V39H221ZM1 38H0V42H1ZM129 40H130V42H132V45L130 44V42H129ZM138 40H139V42H138ZM196 40V42L194 43V41ZM42 41V42H41ZM46 41V39H42V40H40V41H38V43L39 44H42L43 42H45ZM183 41V42H182ZM131 46H133L134 47V50L132 51V52H129L128 50H129V46L130 45ZM143 45V46H142ZM195 45H196V47H195ZM128 46V47H127ZM4 45H2V43H0V53H1V51H2V54L0 55V58L1 57H5V58H7L8 60H11V61H13V62H16V66H15V64L13 63V62H11L10 63V61H9V63L8 64H3L1 67H0V79H3L4 80V82L6 83V85L7 86H9L10 84H15V86L16 87H22L23 85H24V83H25V80H26V78H27V76H28V74H31V73H35V71L34 70H36L37 71V73H39V74H41V73H44V68H45V66L42 64V63H40V61H38L39 60V58H38V55L35 53V55L37 56H34V54H26V55H24L25 53L22 51V50H20L19 49V51H18V49H15V50H12V52H10V50L11 49H9V48H7V47H5ZM195 47V48H194ZM199 47V46H198ZM90 48L92 49L91 51H90ZM125 49H127V50H125ZM136 50H138V51H136ZM152 50H157L158 51V54H159V61H151L150 62V68L152 69V70H154V72H155V81H154V84L155 85H157L158 87H161L160 85H162L163 86V88L164 89H162V87H161V89H162V92L160 93V96H157L156 98H154V97H152L151 95V97L149 96V94L151 93L150 92V90H151V87L153 86H148V85H145L146 86V88H144V87H142L143 85L142 84H137V88L135 89L136 90V92H138V93H133V91H132V96L133 97H135L134 99H136L137 98V94H138V97L139 98H137L138 100H139V102L140 103H138V100L136 99V101L137 102H135L134 104L137 106L138 104L141 106H137L138 107V109L137 108H135L136 106L135 105H133V107H130L129 109H128V112H129V114H127V110L125 111H123V109L124 108H126V107H124L126 104L124 103V102H126L127 103V101L125 100V95H123V93L125 92L124 90V87H125V84H126V78L127 77H129L130 75H131V70H130V67H128L127 65H126V63L127 62H131L130 64H132L133 63V65H131V67H136V68H144L145 67V64H144V56L148 53V52H150V51H152ZM198 50V49H197ZM205 50H206V52H205ZM208 49H203V55H206V53L208 52V54H212V53H216V56L218 57V58H221L222 59V62L225 64V65H223V63H222V66H224L223 68H221V69H227V68H229V67H231L232 66V64H230V63H232V62H234L235 63V59H233V57L232 56H230V54L228 55H226V54H224V53H222L220 50H215L214 51V49H213V52H212V48H209V50L207 51ZM9 51V52H8ZM15 51V52H14ZM23 53H22V52ZM109 51V52H108ZM124 52V55L125 54H127V53H125V52H128V54L129 55H132V56H134V60L135 61H133L132 62V60L131 59H133V57L131 56H128L127 55V58L128 57H130V58H126L124 55H123V52ZM139 52V53H138ZM210 52V53H209ZM3 53H5V54H9V55H6L5 56V54H3ZM20 53L22 54V55H24L23 57H22V59H20L21 58V56H20ZM237 53V54H238ZM15 57L16 59H14L13 57ZM70 55V54H69ZM80 55H90L91 57H94L95 58V60H92V61H94L92 64V67H96L95 65H97L98 64V61H102V62H105L106 60H107V58H108V56H110V58H108V59H110V60H114L115 59V61H117L118 62V64L120 65V69L118 70V71H116L114 74H113V76L114 77H116L118 80H119V82H118V84L117 85H114V86H112V89H113V92H114V94H112V97L114 98H112L109 94V98L108 97H105V96H103V95H101L100 94V92H98V88H100V90L101 89H103V88H106L107 87V77L106 76H110V68H109V66H106V68L105 69H103V71L98 75V76H94V78L93 79H91V76L89 75V74H85V73H83L82 71H80V68H79V66H77L78 64H77V60L80 58ZM136 55L138 56V57H136ZM20 56V57H19ZM25 56L27 57V58H25ZM177 56L179 57V58H177ZM34 57H35V59H34ZM124 57L127 59V60H125V62H124ZM141 57V58H140ZM36 58H38V60L36 59ZM136 58V59H135ZM138 58V59H137ZM257 58V57H256ZM20 59V60H19ZM25 59H27V60H25ZM61 58H59V61H58V64H57V67H60V61H62V60H60ZM143 61H142V60ZM180 59V60H179ZM25 60V61H24ZM28 60H29V66L26 64V63H24L23 64V62H28ZM34 60H36V61H38L39 63H40V67H38L39 65H37V63L38 62H36L35 61V63H34ZM129 60H131V61H129ZM167 60V61H166ZM177 62H176V61ZM198 60V61H197ZM233 60V61H232ZM21 63H20V62ZM23 61V62H22ZM142 61V62H141ZM232 61V62H231ZM256 61L257 62H259V59L257 58L256 59ZM65 62V63H64ZM137 62V63H136ZM71 64L72 66H71V68H70V65L69 64ZM73 63H74V65L75 66H73ZM125 63V64H124ZM140 63V64H139ZM159 63V64H158ZM178 63V64H177ZM183 63V64H182ZM233 63V64H234ZM23 64V65H22ZM36 64V65H35ZM65 64H67V65H65ZM129 64V65H130ZM137 64V65H136ZM142 64H144L143 66H142ZM175 64H177L178 66H176V67H178V68H176L174 65ZM8 65H10V66H8ZM21 65V66H20ZM230 65V66H229ZM28 66V67H27ZM35 66H37V67H35ZM67 66V67H66ZM166 67V69L164 70L165 71V73H166V80H163V78H162V76H163V71H161V69L163 68V67ZM229 66V67H228ZM13 67V68H12ZM225 67H227V68H225ZM256 66H254V65H251V68L252 69H256L255 68ZM70 68V69H69ZM78 68H79V70H78ZM4 69V70H3ZM34 69V70H33ZM39 69H40V71H39ZM77 69V70H76ZM215 69H217L218 71H213V70H215ZM32 70L34 71V72H32ZM46 70V69H45ZM63 70V71H62ZM67 70V71H66ZM71 72H70V71ZM74 70V71H73ZM130 70V71H129ZM4 71V72H3ZM15 71V72H14ZM22 71V72H21ZM39 71V72H38ZM65 71H66V73H65ZM173 71V72H172ZM182 71H183V73H184V71H185V73L183 74L182 73ZM45 72H47V71H45ZM60 72V73H59ZM172 72V73H171ZM175 72V73H174ZM219 72V73H218ZM20 73H21V75H20ZM28 73V74H27ZM57 73H59V75L57 74ZM74 73V74H73ZM4 74V75H3ZM7 74H9L8 75V77H6L7 76ZM62 74H64V78L63 77H61V79L59 78ZM72 74H73V76H72ZM69 75H71V76H69ZM74 75H75V77H74ZM59 78L58 80H56L57 78ZM77 77V78H76ZM176 77V78H175ZM56 78V79H55ZM67 78H69V79H67ZM53 79V80H52ZM182 79H183V81H182ZM56 80V81H55ZM59 80H61L62 82H60ZM69 80V81H68ZM76 80H77V82H76ZM91 81L92 80V83H95L94 84V86H95V89H97V90H95V91H97L96 93H98L97 95H96V93L94 94V97H95V100L93 99L94 97H92V98H90V100L92 99V101H94L93 103H95V107H98L97 105H96V102H97V104H99L100 105V107H98V108H101L102 106L104 107V108H107V106L108 105H110L111 103H112V105L114 104V103H116V104H118V105H116V104H114V105H116L117 106V108L119 107V111H120V109H121V111H123V113H125L126 115H128V116H126L125 117V115H123V113H121L122 114V116H124V117H122L123 119H121L120 117H118V115L116 114V112H112V113H115L116 115H117V117L118 118H120V119H117V121H119L117 124H116V122L117 121H115V123H112L111 124V122H114L113 120H115V118H109V116H112L111 115V113H110V111H103V112H105V113H103L102 111H101V113H103V115L98 111V113H96V114H99V115H96L95 114V112H94V115L95 116H93V113L91 114H88V118L85 116V117H83L82 116V114H86L87 112L89 113L90 111H88V110H86V108L88 109V108H91L90 106H91V104H90V102H92V101H88V100H86V99H81V100H84L85 101V103H87L88 104V102H89V105H87V104H85L84 103V101H83V104L82 105H84V106H79V109H82V107H85V110L83 109L82 111H81V114L79 113V115H78V117H80V116H82L83 118V121H81L82 119L80 118V119H78L77 118V114H78V108H77V110L75 109V107L74 106H76L77 104H81L82 102H81V100H75V102L74 101H72V105L70 106L69 105V107L67 108V107H65V108H67V110L65 109L64 110V108L61 110V111H52L54 108H56V106H54L57 102L59 103V101H58V99H60V98H58L57 99V97L56 96H58V97H60L59 95L64 91V90H67V89H72L73 90V87L75 88V90L78 92V91H80V93H82V88L80 87V89L77 87V85H83V83H84V85H85V81L86 82H88V81ZM44 81V82H43ZM72 81H73V83H75V84H73L72 83ZM80 81V82H79ZM81 81L83 82V83H81ZM11 82V83H10ZM49 83V84H48ZM53 83V84H52ZM69 83V84H68ZM81 83V84H80ZM21 84H22V86H21ZM45 84V85H44ZM55 84V85H54ZM58 84V85H57ZM63 84V85H62ZM73 84V85H72ZM182 84H183V86H182ZM83 85V86H84ZM93 85V84H92ZM170 86V87H167V86ZM6 86V87H7ZM54 86V87H53ZM70 86H71V88H70ZM82 86V87H83ZM64 87V88H63ZM69 87V88H68ZM77 87V88H76ZM176 87V88H175ZM62 88H63V90H62ZM146 89V90H142V89ZM147 88H148V90H147ZM150 89V90H149ZM183 89V90H182ZM61 91V93L59 92V94H56V96L54 95L55 93H57L58 91ZM134 90V91H135ZM189 90V91H190ZM239 90H240V92H239ZM124 91V92H123ZM55 92V93H54ZM123 92V93H122ZM148 92H150V93H148ZM181 92H182V95H181ZM6 93H7V91H6ZM44 93H49V94H51V95H49V99H52V98H55L56 97V99H57V102H56V100L53 102V99H52V101H50V102H48V101H46V102H48V103H46L45 102V104H44V109L42 110V111H18V109H19V107H20V105L21 104H25V102H29V101H32V102H34L35 104L36 103H39L41 100H40V98L42 97V95L44 94ZM79 93V92H78ZM141 93V94H140ZM135 94H136V96H135ZM190 94V93H189ZM55 96V97H53V96ZM122 95H123V97H122ZM139 95H141V96H139ZM144 95V96H143ZM47 96V95H46ZM114 96H116V97H114ZM120 99H119V98ZM145 99H144V98ZM235 97L237 98V99H235ZM241 97V98H240ZM113 99V101H112V99ZM116 98H118V99H116ZM121 98H123L124 99V102H123V99H121ZM234 98V99H233ZM147 99V100H146ZM155 99V100H154ZM149 100V101H148ZM164 102H163V101ZM76 101H78V102H76ZM79 101H80V103H79ZM87 101V102H86ZM55 103V104H53V103ZM74 102V103H73ZM114 102V103H113ZM75 103H77V104H75ZM138 103V104H137ZM150 104V107L152 108H149V104ZM53 104V105H52ZM60 104V103H59ZM157 104V105H156ZM186 104V105H185ZM51 105H52V108H51ZM57 106H58V104H56ZM88 106V107H86V106ZM127 105H129L128 103H127ZM126 105V106H127ZM54 106V107H53ZM65 106H68V104H66ZM77 106V107H78ZM92 106H94V105H92ZM135 106V107H134ZM188 107V109L187 108H185V107ZM101 108V109H104V108ZM122 107H123V109H122ZM230 107H231V109H230ZM70 108H72L71 109V111L72 112H70L69 110H70ZM116 107H114L113 109H114V111H116V109H115ZM128 108V107H127ZM134 108H135V110H134ZM142 108V109H141ZM149 108V109H148ZM165 108H167V109H165ZM75 109V110H74ZM108 109V108H107ZM136 109L138 110V111H136ZM139 109H140V111H139ZM147 109L148 110H150V111H147ZM180 109H182L181 111H180ZM64 110V111H63ZM73 110H74V112H73ZM130 110V111H129ZM132 110H134V111H132ZM145 112H144V111ZM154 110V111H153ZM160 110H162V112L160 111ZM12 111V112H11ZM78 111V112H77ZM85 111H87V112H85ZM158 111H160L159 113H158ZM29 112V113H28ZM97 112V111H96ZM108 112H109V114H108ZM15 113V114H14ZM63 113H64V115H63ZM77 113V114H76ZM107 116H106V115ZM132 114V115H131ZM158 114V115H157ZM165 116H164V115ZM166 114H168V117L170 118H167V115ZM54 115H56L57 116V119H55V116ZM91 115V116H90ZM103 116V117H99V116ZM105 115V116H104ZM115 115V116H116ZM146 115V116H145ZM203 115V116H202ZM54 116V117H53ZM98 116V117H97ZM205 116V117H204ZM71 117V118H70ZM76 117V118H75ZM90 117H91V119H90ZM93 117V118H92ZM95 117V118H94ZM135 117V118H134ZM139 117V118H138ZM6 118V119H5ZM43 118H45V119H43ZM128 118H130V119H128ZM138 118V119H137ZM206 118H208V119H206ZM47 119V120H46ZM63 119V122L61 121ZM80 120L79 122L77 121V120ZM96 119H98V120H96ZM101 119V120H100ZM111 119H113V120H111ZM124 119H126L125 121H127V123H125V121H124ZM169 120V121H167V120ZM21 120V121H20ZM51 120L52 122H49V121ZM75 120V121H74ZM110 121L109 123H108V121ZM121 120L122 121H124L123 123V125H122V123H120L121 122ZM131 120V121H130ZM165 120H166V122H165ZM5 121V122H4ZM12 121V122H11ZM48 121V122H47ZM70 121H71V123H70ZM102 121V122H101ZM180 121H181V123H180ZM2 122V123H1ZM3 122L5 123V124H3ZM25 122V123H24ZM31 122V123H30ZM44 122V123H43ZM66 122V123H67ZM86 122H84L85 124H87ZM95 122H96V124H95ZM99 124H98V123ZM106 122V123H105ZM130 122V123H129ZM132 122V123H131ZM134 122V123H133ZM162 122V123H161ZM172 122V123H171ZM27 123H28V125H27ZM39 123V124H38ZM144 123H145V125H144ZM26 124V125H25ZM79 124V125H80ZM85 124H83V126H85ZM87 124V125H88ZM107 124V125H106ZM114 124V125H113ZM116 124V125H115ZM147 124V125H146ZM160 124H163V125H160ZM258 124H260V123H258ZM86 125V126H87ZM97 125V126H96ZM101 125H103V126H101ZM105 125H106V127H110L111 128V126H108V125H112V128H111V132H109L110 130H106V127H105ZM118 125V126H117ZM123 127H122V126ZM169 125V126H168ZM184 125V126H183ZM195 125V126H194ZM25 126H27V127H25ZM82 126V127H83ZM115 126H117V127H119V126H121L122 128H120L119 127V129L117 130V127H115ZM135 126V125H134ZM147 126V127H146ZM166 126V127H165ZM178 126V127H177ZM257 126V125H256ZM88 127V126H87ZM98 127H100L99 128V130H101L102 131V129H103V133L102 132H99V134L97 133V131L96 130H98ZM102 127V128H101ZM104 127V128H103ZM177 127V128H176ZM180 127H183L182 129L180 128ZM188 127V128H187ZM190 127V128H189ZM259 129H261L260 127H262V128H264V126L263 125H260V126H257ZM97 128V129H96ZM124 128V129H123ZM144 128V127H143ZM179 128L181 129L180 131H179ZM186 128V129H185ZM209 128V127H208ZM88 129H89V127H88ZM96 129V130H95ZM106 130V133L104 132L105 130ZM127 131H126V130ZM146 129H144L145 130V132H146ZM158 129V130H157ZM189 129V130H188ZM90 130V129H89ZM92 130V129H91ZM117 130V131H116ZM128 130H129V132H128ZM175 130V131H174ZM262 130H264V129H262ZM96 131V132H95ZM124 131H126L125 133H129V135L132 137H130L129 135H125V133H124ZM160 131V132H159ZM161 131H162V133H161ZM174 131V132H173ZM8 133V136L9 137H13V136H15V135H17L16 133H12L11 131H7ZM118 132L121 134V136H119L118 135ZM124 133V135L125 136H127V137H125L124 138V136H123V133ZM130 132L132 133V134H130ZM201 132H202V134H201ZM28 133V134H27ZM133 133L136 135H133ZM167 133V134H166ZM169 133V134H168ZM173 135H172V134ZM176 133V134H175ZM171 134V135H170ZM11 135V136H10ZM218 135L220 136V138L221 139H225V140H229L230 138H231V133H229V131L226 129V127H219L218 128ZM26 138H25V137ZM94 136V137H95ZM106 136H104V137H106ZM114 136L115 137H117V138H114ZM169 136V137H168ZM93 137V138H94ZM130 137V138H129ZM155 137V138H154ZM182 137V138H181ZM195 137V136H194ZM197 137V138H198ZM96 138V137H95ZM94 138V139H95ZM175 138H178V139H175ZM104 139H106V138H104ZM116 139V140H115ZM121 139V140H120ZM128 139H130L131 141L129 142V140ZM137 139V140H136ZM159 139V140H158ZM161 139H163V140H161ZM170 139V140H169ZM172 139V140H171ZM187 139H188V142H187ZM95 140H97V139H95ZM111 140V141H112ZM175 142H174V141ZM176 140H178V143L176 142ZM103 141V140H102ZM137 141H139V142H137ZM157 141V142H156ZM258 141V140H257ZM89 142L90 141H88V142H86L87 143V146H88V144H89ZM104 142V141H103ZM105 142H107V141H105ZM108 142V144L106 143H104V145H108V147L109 148H107L106 150H109V149H111L112 150V146H111V144L112 143H114V146L115 145H118L119 143L118 142H116V144H115V142H113L112 141V143L110 144ZM168 142H170V144L168 143ZM91 143H92V145H91ZM89 145H91L92 147L94 146V143L93 142H91ZM121 143V142H120ZM132 143V144H131ZM173 143H175L174 145H173ZM241 143L242 142H239V144H238V150L239 151H241V150H243V151H247L246 153H249L248 154V156H246L245 158H243V159H238V158H236V159H234V165L235 166H237V167H246V166H252L253 164H256L257 162H259V159H261L260 157H262V158H264V152L261 150L260 151V153H258L259 152V150L262 148V147H264V136L262 137V138H260V140L258 141V142H255V144L254 145H252V144H247V143H245L244 144V142L242 143L243 145H241ZM103 144V143H102ZM101 144V145H102ZM204 144V145H203ZM203 144H202V147H200L199 149H198V153H196L195 155V157H198V156H200L201 157V155L205 152V147L207 146V145H209V143L208 142H203ZM83 145V144H82ZM82 145L80 144V147H79V144H78V147L77 146H75V148H80V149H82L81 151H85L84 152V154L85 153H87V152H89V151H92V152H90V153H93L95 150H94V148H92L91 149V147L89 148V146L87 147L86 146V144L85 145H83V147H82ZM110 145V146H109ZM113 145V144H112ZM133 145V146H134ZM87 147V148H84V147ZM187 146H189V147H187ZM203 146H204V149H203ZM101 148H102V146H100ZM107 146H105L104 147V149L106 148ZM116 147V146H115ZM179 147V148H178ZM183 148H185V150L183 149ZM86 149H88L87 150V152H86ZM149 149V150H148ZM151 149L153 150L154 148L153 147H149V148H147V149H144L145 151H143V149H141L140 151H142L144 154L143 155H147L146 153H148V152H151ZM179 149H180V151L181 152H179ZM182 149H183V152H182ZM100 151L102 152L103 151V148L102 149H100ZM176 151V152H175ZM104 152H105V150H104ZM107 152V151H106ZM90 153H88V154H90ZM181 153V154H180ZM80 154V153H79ZM83 154V153H82ZM81 154V155H82ZM149 154V153H148ZM190 154H192L191 156V158L192 159H194L195 161L196 160H198V159H195V157L193 156V153L192 152H190ZM201 154V155H200ZM14 155V156H13ZM12 155V157H15L14 159H12V158H10V157H8V158H10V160H7V161H5L6 160V157H4L3 155H1L0 154V168L2 169H0V174H2L1 175V177H0V193L3 195L2 197H0V208H2V206H3V208L2 209H5V210H8V205H7V208H6V205H1L2 203L1 202H4V201H1V200H4V199H2V198H4V197H6L7 199H8V201H9V199H10V202H12V200L13 199H15V197H16V195H18V194H20V193H24V198L25 199H23V193H22V196H21V194H20V196L21 197H19V196H17V198L14 200V201H16V200H18V199H20L21 198V200L23 201V205H22V207L21 208H19V212H20V210H22V208L24 207V209H26L27 208V211H28V213H27V220L29 221V222H36V224H34V223H32L33 224V226L32 225H29V222L25 219V221H24V224H22V229H21V227L20 228H18V231L21 229V231H9L10 229H8L7 230V228H5L4 226H1L0 228H2V231H3V229H6V231H8V232H5V230H4V232H2L1 230H0V239L2 238L3 240H4V244H2V242L0 241V260H2L3 259V257H4V261H0V264H10L9 262H11V264L12 263H14V264H18L17 263V261H19L20 263L19 264H21V261H22V264H25V263H28V264H31V262L32 263H36V264H38V263H42V261L44 260V259H46L47 257H49L48 259H51V260H49V262H51L52 264H54L55 262H57V264H65L64 263V261L66 262V264H67V261H68V264H69V261H70V264L72 263V264H80L81 262L82 263H85V264H101L100 263V261L101 262H103L102 260H104V262H106L105 264H119L120 263V261L117 259V257H118V254L117 253H120V255H119V258H121L122 260V263H120V264H125L126 262L128 263V264H131V263H129V261L131 260L132 261V264H144V262L143 263H141V260L143 259L144 261L146 260L145 259V254H147L148 255V253H149V251H150V253L152 252L151 251V249L155 252V250H157V251H160V253H162V250H161V247L160 246H158V245H156L155 244V241H156V239L154 240V238L155 237H160V236H162V237H160V239L161 238H163V235H164V237H168L169 236V231H171L172 229H174L175 228V226H177V224L179 223V221H181L182 220V215L180 214V213H170V216L169 215H167V214H165V215H161L160 214V217H161V219H164L163 221H160L159 220V215L157 216V218L156 217H153V218H148V217H145V216H142V215H140L138 212H136V211H134V210H131L130 208H127L126 207V209H125V211L124 212H122V214H118V215H116L114 212H110V210H108L109 211V213L108 214H106V209H107V207L108 208H110V205L112 204V207H111V209H113L114 208V206H115V203L116 202H114V203H110V205L108 206V205H102V202L99 200L100 199V197H97V200L99 201H97L95 198H96V194L97 193H92V189H90V191H89V189H87L89 192H90V194H89V192H88V196H86L87 195V193H83V192H81V193H78L79 191H76V188L75 189H72V188H74V187H78L79 188V186H80V184H79V186H77V184L78 183H81V185L82 186H84V183L82 182V181H84L83 180V178L81 179V177H79V175L81 176V173H79V170L78 169H71V170H68V171H66L65 173H62L61 174V176H59V172L57 173L56 172V174H53V173H55V172H53V168H56L57 167V171H59V168L60 167H58V165H57V163L59 164V159H58V161H57V163H56V167L54 166V165H51V166H54L53 168L52 167H50L51 168V170H52V172H49V167L48 166H45V170H46V172L45 173H43V174H41V170L44 168V165H45V163L43 164L42 162H40V161H42L43 159H40V161H38V160H35V159H33V157H35V156H39V154H34V155H32V154H30L25 160H23L22 162H20V160H19V157H18V154L17 153H14ZM16 155V156H15ZM194 157V158H193ZM29 158H32V162L30 161L31 159H29ZM35 158H40V156L39 157H35ZM42 158V157H41ZM116 158H118V157H116ZM12 159V160H11ZM15 160V161H14ZM35 160V161H34ZM118 160V159H117ZM262 160V159H261ZM260 160V161H261ZM27 161H29V162H27ZM199 161V160H198ZM31 162V164H33V167L35 168V167H37L38 165H39V167H38V171L36 170V168L34 169L33 168V170H34V172H35V174H34V172H32L31 174H30V172L31 171H33V170H31V171H29L28 172V170H30V169H32V168H30V166L29 165H31V164H29ZM34 162V163H33ZM35 162H37V164L35 163ZM43 162H44V160H43ZM23 163V165H21ZM39 163V164H38ZM42 163V164H41ZM261 162H259V163H257L258 164V167L260 166V167H262V168H259L258 170H256V171H254L253 173H252V175L253 176H257L258 177V175H259V178L260 177H262L263 176V178H264V173H261V170L263 169V171L262 172H264V159H263V161H262V163L260 164ZM29 164V165H28ZM207 164L209 165H207V167H208V170H207V168H205V171H207V172H209L210 171V169H213V165L210 163V162H207ZM4 167H3V166ZM35 165V166H34ZM41 165H43L42 167L43 168H41ZM9 166H11V167H9ZM13 167V168H12ZM27 167V168H26ZM21 168V169H20ZM29 168V169H28ZM41 168V169H40ZM27 169V170H26ZM4 170V171H3ZM5 170H6V172H5ZM44 170V169H43ZM55 170V169H54ZM102 169H100L99 170V174H100V176H103V181H106V180H108V179H110V178H112V177H120V175H118V174H113L112 173V171L110 170V169H107V170H105V171H101ZM1 171H3L2 173H1ZM5 172V173H4ZM37 172H38V174H37ZM74 174H73V173ZM101 172H102V174H101ZM4 173V174H3ZM155 173V172H154ZM153 172H151L150 174H154ZM44 174H47L46 176H49V177H45L44 176ZM104 174V175H103ZM34 175H36V176H38V177H35ZM55 175H56V177H57V175H58V180H56L55 179ZM69 175V176H68ZM77 177H76V176ZM107 175V176H106ZM107 178H106V177ZM54 178V182L52 181V178ZM65 177H67L66 179H69L70 177H73L72 179H70L71 181H73V182H70V180H68L67 182L65 181L66 179H64ZM69 177V178H68ZM79 177V178H78ZM206 177H208V174H206ZM37 178V179H36ZM60 179V180H59ZM55 180H56V182H55ZM63 181V183H61ZM65 181V182H64ZM75 181H78L77 183L75 182ZM61 183V184H60ZM58 184H60L59 186H57ZM102 184H103V182H102ZM220 183H217L216 184V186H215V188L218 190V192L220 191V193H222V194H226L228 191L227 190H224V189H222L221 187H222V185L220 184ZM51 185H52V187H51ZM86 185V184H85ZM62 186V187H61ZM67 187V189H64V187ZM73 186V187H72ZM104 186H106L107 188H110V186L109 185H105L104 184ZM103 186V187H104ZM109 186V187H108ZM221 186V187H220ZM54 187H55V190H54ZM57 187H59V188H57ZM65 187V188H66ZM95 187V186H94ZM93 186H92V188H94ZM98 187V186H97ZM102 187V188H103ZM105 187V188H106ZM69 188H71V190H68ZM88 188V187H87ZM91 188V187H90ZM96 188V187H95ZM99 188V187H98ZM105 188H103V190L104 191H106V190H108L107 188L105 189ZM64 189V190H63ZM101 189V188H100ZM100 189H97L99 192H98V196H100L101 194H100ZM111 189V188H110ZM57 190H59V191H57ZM63 190V191H62ZM103 190L101 189V193H104L103 192ZM222 190H223V192H222ZM56 191V192H55ZM60 191H62V192H60ZM77 192V194H73V193H76ZM86 191V190H85ZM95 190H93V192H94ZM110 191V190H109ZM224 191H225V193H224ZM227 191V192H226ZM35 192V193H34ZM55 192V193H54ZM58 192H60L61 194H59ZM68 192V193H67ZM71 192V193H70ZM251 193H254L255 194V190H251L250 191ZM57 193V194H56ZM83 193V194H82ZM108 194H109V192H107ZM107 193H105V195H107ZM73 194V195H72ZM94 194V195H93ZM28 195H31V196H29V197H32V199H29L28 198ZM36 195H37V198H35L36 197ZM47 196V198L46 199H49V200H46L44 197H46ZM58 195V196H57ZM175 195H176V197L178 198H176L175 199ZM200 195H201V197H200ZM26 196V197H25ZM41 196H43V197H40ZM48 196H50L49 198H48ZM79 196V197H78ZM86 196V197H85ZM184 196V195H183ZM182 196V199L180 200L179 198H181L180 196H179V194H174L173 196H172V198L169 200V201H167V200H164L163 202H162V204L163 205H165L166 203H168L170 206H172V202L175 204L176 202H174L175 200L178 202L177 204H175V206L176 205H181V203H183V201L185 200L184 199V197ZM199 198L200 199H204L205 197L207 198L208 196H209V194L208 193H200L199 195ZM205 196V197H204ZM62 197H64V198H62ZM82 197H84V200H83V198ZM88 197V198H87ZM93 197V198H92ZM5 198V200L7 201V199ZM39 198V199H38ZM44 198V199H43ZM12 199V200H11ZM41 199H43V201H45V202H40V200ZM55 200V201H53V200ZM60 199V200H59ZM73 199V200H72ZM87 199V201H85ZM173 199H175V200H173ZM184 199V200H183ZM20 200V201H21ZM50 200H52V201H50ZM72 200V201H71ZM25 201V202H24ZM32 201H34V202H32ZM42 201V200H41ZM47 201H48V203H47ZM58 201V202H57ZM60 201V202H59ZM63 201V202H62ZM31 203V205H32V207H31V205H29V203ZM36 202V203H35ZM39 202V203H38ZM50 202V203H49ZM53 202H54V205H53ZM56 202V203H55ZM35 203V204H34ZM45 203V204H44ZM59 203H61L60 204V208L62 209V211H60V208H59V206H56V204L57 205H59ZM100 203V204H99ZM47 204V205H46ZM51 205V207L50 206H48V205ZM67 204V205H66ZM87 204H88V206H87ZM174 204H173V206H174ZM42 205H43V207L44 206H46L45 208H47V209H44V208H42ZM62 205H63V207H62ZM86 205V206H85ZM99 205V206H98ZM25 206H27V207H25ZM55 206V207H54ZM70 206V207H69ZM75 206V207H74ZM84 206H85V208H84ZM33 207H35V209L33 210ZM38 207H41V209L43 210H39L40 208H38ZM53 207V208H52ZM72 207V208H71ZM104 207V208H103ZM105 207H106V209H105ZM28 208H30V209H28ZM57 210H56V209ZM64 208L67 210V211H69L68 213H69V216H67L68 215V213H67V211L66 210H64ZM68 208H70V209H68ZM99 208V209H98ZM101 208V209H100ZM105 210L104 211V213H101V211H103V209ZM50 209V210H49ZM58 209H59V211H58ZM76 209V210H75ZM214 209H217L218 210V212L217 213H219L220 214V216H222V217H226V216H229V211L226 209V208H222L221 206H219V208H218V206L217 207H215ZM213 209V211L214 212H216V210H214ZM4 210V211H5ZM100 212H99V211ZM35 211V212H34ZM40 211H42L41 213H40ZM45 211V212H44ZM77 211V212H76ZM0 212H1V209H0ZM31 212H33V213H37L36 215L34 214V217H33V213L31 214ZM66 213V214H63V218H62V214H60V213ZM96 212H97V214H96ZM100 214H99V213ZM2 213V212H1ZM1 213H0V216H3V215H5V217H1L2 219L1 220H3L4 221V219L3 218H5V220H10L8 217H6L7 216V214H5V213H8V211H5L2 215H1ZM46 213V214H45ZM57 214H58V216H57ZM65 215V216H64ZM77 215V216H76ZM97 215H99L100 217H101V220H99L98 221V219L96 220V218H99V216H97ZM106 215H108V216H110L109 218V220H111V221H108L107 220V218H108V216H106ZM125 215V216H124ZM129 215H131V216H129ZM167 215V216H166ZM31 216V217H30ZM127 216V217H126ZM128 216L130 217V218H128ZM141 216V217H140ZM30 219H29V218ZM60 217V218H59ZM81 217H82V219H81ZM95 217V218H94ZM104 217V218H103ZM107 217V218H106ZM118 217V218H117ZM164 217V218H163ZM165 217H166V219H165ZM19 218V217H18ZM35 218V219H34ZM80 218V219H79ZM126 218V220H123V219H125ZM132 218V219H131ZM146 218V219H145ZM154 218H156L157 219V221L154 219ZM174 218V219H173ZM181 218V219H180ZM46 219V220H45ZM77 221V222H75V220ZM140 219V220H139ZM169 219H170V223H172V224H170L169 223ZM119 220H123L122 222L123 223H121V221H119ZM131 220V221H130ZM142 220H143V222H142ZM27 221V224H28V226L30 227V226H32V227H30L31 228V230H29L30 228L29 227H26V229H25V222ZM73 223H72V222ZM80 221V222H79ZM146 221V222H145ZM153 221V222H152ZM156 221V222H155ZM158 221H160V222H158ZM4 222H7V221H4ZM93 222V223H92ZM128 224H127V223ZM135 222H139L138 224H137V227H136V224H134ZM142 222V223H141ZM144 222H145V224H144ZM166 222V223H165ZM176 222V223H175ZM30 223V224H31ZM44 223V224H43ZM68 223H69V225H68ZM84 223H86V224H84ZM112 223V224H111ZM154 223H156V224H154ZM41 224V225H40ZM121 224H123V226L121 225ZM36 225V226H35ZM43 225V226H42ZM67 225V226H66ZM93 225V226H92ZM129 225V226H128ZM138 226H141V227H139V228H143V230L142 229H139L138 228ZM153 226V227H152ZM23 227H24V229H23ZM40 227V228H39ZM115 227V228H114ZM166 227V228H165ZM29 228V229H28ZM37 228V229H36ZM70 228V229H69ZM134 228V229H133ZM154 228L158 231V233H156L155 231H153L154 230ZM40 229V230H39ZM123 229V230H122ZM130 229V230H129ZM132 229V230H131ZM139 229V230H138ZM144 229H145V231H144ZM22 230H24V231H22ZM31 231V232H30ZM35 231V232H34ZM37 231V232H36ZM152 232V233H151ZM161 234H160V233ZM163 232H165V233H163ZM82 233V234H81ZM134 233V234H133ZM150 233H151V235L153 236H151L150 235ZM30 234H32V235H30ZM12 235H14V238H12L13 236ZM16 235V236H15ZM83 235V236H82ZM160 235V236H159ZM12 236V237H11ZM136 236V237H135ZM147 236V237H146ZM149 236H151L152 237V239H151V237L149 238ZM11 237V238H10ZM17 237V238H16ZM106 237L109 239V241H107V239H106ZM10 239V243H9V241H8V239ZM143 240H145L146 238V240L147 241H144V242H146L147 244H144L143 243V241H141L142 239ZM5 239H7V240H5ZM12 239L14 240H16V242H14V241H12ZM18 239L20 240V241H18ZM130 240V241H129ZM154 240V241H153ZM158 240H159V238H158ZM24 242L23 244L22 243H20V242ZM40 241V242H39ZM58 241H60V242H58ZM113 241V242H112ZM178 240H176V241H174L173 243H171V245L173 246V245H175L176 247V249H177V247H179L180 248V246H181V241L179 242H177ZM12 242H14L13 244H12ZM58 242V243H57ZM149 242V243H148ZM18 243H20V244H22L23 246H20ZM33 243V244H32ZM36 243H37V245H36ZM44 243L45 244H47V245H49L50 247L48 248L47 247V245L45 246L44 245ZM56 245H54V244ZM106 243H110L111 244V246H109V249H111L113 246L115 247V248H112V251L113 252H108V244H106ZM114 243H116L117 245L115 246V244ZM18 244V245H17ZM29 244H31V245H29ZM91 245V248L90 249H92L90 252H89V249H88V245ZM98 244V245H97ZM105 244H106V246H105ZM144 244V245H143ZM150 244H151V246H150ZM24 245H25V247H24ZM28 245V246H27ZM61 245H63L64 246V248H63V246H61ZM128 245V246H127ZM18 246V247H17ZM26 246H27V248H26ZM40 246V247H39ZM44 246L47 248H44ZM52 246H55V249L57 248V251L52 247ZM122 246L123 247H125L124 249L122 248ZM144 246H148V247H146V248H148V249H144L145 247ZM153 246H154V248H153ZM4 247H7L8 248V250H7V248H6V250L7 251H5L4 249ZM10 247V248H9ZM15 247H17V248H15ZM24 247V248H23ZM30 247V248H29ZM34 248V249H32V248ZM45 249V250H47V252H44V253H46V255H43L44 253H43V251H45V250H43V248ZM90 247V246H89ZM101 247V248H100ZM144 247V248H143ZM151 247V248H150ZM35 248L37 249V250H35ZM62 248L63 249H67L68 251L66 252V250H63L62 251ZM119 248V249H118ZM129 248V249H128ZM173 248H174V246H173ZM10 249V250H9ZM15 249V250H14ZM28 249L30 250V251H28ZM41 249V250H40ZM58 249H60V250H58ZM105 250V252H107V253H103V252H101V250ZM116 249H118L117 251V253L115 252L116 251ZM120 249H122V253H121V251H120ZM126 249H127V252H126ZM142 249H143V251H142ZM12 250V251H11ZM18 250V251H17ZM32 250V251H31ZM42 252H40V251ZM96 250V251H95ZM107 250V251H106ZM173 250V249H172ZM175 250V249H174ZM258 250V249H257ZM257 250H250V253H255V254H257V255H260V250H258V253H256V251ZM18 253H20L19 255L17 254V252ZM58 251H60V253L58 252ZM93 251V254H94V252H95V254H94V256L96 257V253L98 252V257L99 258H97V259H95L94 258V256L93 255H91V252ZM110 251V250H109ZM128 251H130V252H128ZM5 252V253H4ZM13 252V253H12ZM27 252H29V253H27ZM30 252H32L31 254H30ZM101 252V253H100ZM133 252H134V254H136L137 256V258H139V259H141V260H139L140 262H137L138 261V259H137V261L136 260H134V258L132 257L133 256ZM138 252H139V254H138ZM140 252H141V254H140ZM154 252H152V254L154 253ZM249 252V251H248ZM16 253V254H15ZM24 253V254H23ZM26 253L28 254V256L26 255ZM59 253V254H58ZM62 253V254H61ZM149 253V254H150ZM5 254V255H4ZM21 254L24 256V255H26L25 257L26 258H24L23 257V260H28V261H25V263H24V261L22 260V256H21ZM72 254V255H71ZM117 254V255H116ZM156 254V253H155ZM171 253H162L161 255H165L164 257H165V259H164V261H162L163 263L165 262V264L166 263H170V264H186L185 262H183V260L182 259H177L176 261V263H174V257L172 258V256H174L173 254H171V256H169ZM4 255V256H3ZM7 255V256H6ZM14 255H15V257H14ZM16 255H17V257H16ZM31 255V256H30ZM43 255V257H41ZM75 255V257H73ZM140 255V256H139ZM145 255V256H144ZM154 255V254H153ZM153 255H151V256H153ZM161 255H159L158 254V252H157V255L155 256L156 258H153V259H156V261L155 262H152V263H155V264H159L158 263V258H160L161 257ZM2 256V257H1ZM8 256H9V258H8ZM30 256V257H29ZM44 256H46V257H44ZM93 256V257H92ZM131 256V257H130ZM135 256V255H134ZM158 256H160V257H158ZM167 256H169V258L167 257ZM252 255H247V258H246V264H254L255 262H257L256 264H261V263H259L258 261H256V259L259 257V256H257V258H253V257H251ZM69 257H71L70 258V260H69ZM73 257V258H72ZM93 258V259H91V258ZM149 257V256H148ZM147 256H146V258H147V260L149 259ZM166 257H167V259H166ZM172 258V261H171V258ZM2 258V259H1ZM15 258V259H14ZM41 258H43V260L41 261ZM76 259V260H73V259ZM90 258V259H89ZM7 259V260H6ZM101 259V260H100ZM152 259V258H151ZM151 259H149V261L151 262V261H154V260H151ZM161 259L163 260V257H161ZM161 259H160V261H161ZM170 259V260H169ZM14 260V261H13ZM21 260V261H20ZM142 260V261H143ZM182 260V261H181ZM258 260V259H257ZM8 261V262H7ZM38 261V262H37ZM53 261V262H52ZM72 261V262H71ZM87 261V262H86ZM119 261V262H118ZM149 261H146V263L145 264H147V263H150ZM47 262H48V260H47ZM79 262V263H78ZM118 262V263H117ZM162 262H161V264H162ZM187 262V261H186ZM205 262H207V261H205ZM204 261H202L201 263H199V264H204L205 263ZM50 263V264H51ZM126 263V264H127ZM210 263V262H209ZM208 263V264H209ZM49 264V263H48ZM103 264V263H102ZM151 264V263H150ZM205 264H207V263H205Z\"/></svg>","mask_w":264,"mask_h":264}]
</instances>
